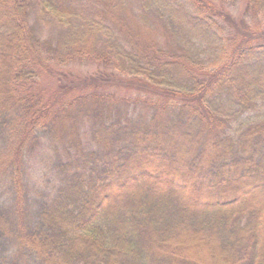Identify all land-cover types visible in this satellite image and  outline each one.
<instances>
[{
    "label": "trees",
    "instance_id": "trees-1",
    "mask_svg": "<svg viewBox=\"0 0 264 264\" xmlns=\"http://www.w3.org/2000/svg\"><path fill=\"white\" fill-rule=\"evenodd\" d=\"M226 2L0 0V264H264V38Z\"/></svg>",
    "mask_w": 264,
    "mask_h": 264
},
{
    "label": "rangeland",
    "instance_id": "rangeland-1",
    "mask_svg": "<svg viewBox=\"0 0 264 264\" xmlns=\"http://www.w3.org/2000/svg\"><path fill=\"white\" fill-rule=\"evenodd\" d=\"M218 10L220 11L217 15L218 21L221 23L222 36L225 38L226 43L234 44L237 41H241L243 35L241 33L242 29H246L248 33L261 34L264 38V9L260 12L254 9V7L246 0H230L224 5H218ZM260 40V41H261ZM52 65V64H51ZM99 64H95L91 60H85L83 62L75 61L68 65L57 66L52 65L51 68L43 73L34 84V87L44 89L50 88L57 84L62 74H79L81 77L84 75H91L99 70ZM1 131L4 129L0 127ZM44 139V138H43ZM41 140V139H40ZM39 140V141H40ZM1 141V135H0ZM37 144V143H36ZM48 144L46 140H41L40 144H31L25 150V179L29 187L30 196L35 195L37 186L41 185L40 176L43 170L44 161H48L52 155L48 149ZM4 190V189H3ZM3 194L2 201L10 203L11 193L10 191H2ZM33 216V208L29 211H25L24 222L25 227H28L27 220L31 219ZM12 242V241H11ZM18 242H13L11 244V249L13 252H18ZM17 261V260H16ZM18 264H30L25 258H19Z\"/></svg>",
    "mask_w": 264,
    "mask_h": 264
}]
</instances>
